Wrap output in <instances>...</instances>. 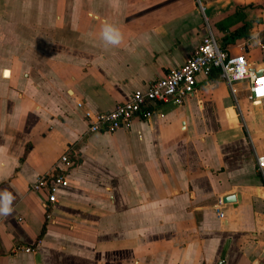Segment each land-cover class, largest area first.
<instances>
[{
  "label": "crops",
  "instance_id": "1",
  "mask_svg": "<svg viewBox=\"0 0 264 264\" xmlns=\"http://www.w3.org/2000/svg\"><path fill=\"white\" fill-rule=\"evenodd\" d=\"M94 1L122 44L94 32L70 95L49 82L10 89L25 99L10 98L1 129L0 190L15 200L0 216V264H264V98L249 100L247 81L200 74L183 103L154 106L114 133L88 134L84 118L184 63L205 24L264 73V0ZM68 147L77 162L47 220L44 194L29 186Z\"/></svg>",
  "mask_w": 264,
  "mask_h": 264
},
{
  "label": "rangeland",
  "instance_id": "2",
  "mask_svg": "<svg viewBox=\"0 0 264 264\" xmlns=\"http://www.w3.org/2000/svg\"><path fill=\"white\" fill-rule=\"evenodd\" d=\"M140 1L134 2L137 5ZM196 1L200 9L199 0ZM95 2L0 0V137L6 105L12 103L10 98L17 103L25 99L23 88L10 92L14 82L16 86H43L49 82L64 95L71 94L73 77L90 62L94 32H100L106 21L104 15L97 13L100 8L95 7ZM69 106L75 108L72 103ZM20 132L26 139L36 133L22 128Z\"/></svg>",
  "mask_w": 264,
  "mask_h": 264
},
{
  "label": "built area",
  "instance_id": "3",
  "mask_svg": "<svg viewBox=\"0 0 264 264\" xmlns=\"http://www.w3.org/2000/svg\"><path fill=\"white\" fill-rule=\"evenodd\" d=\"M218 69L221 78L229 83L247 81L249 84V100L252 102L264 98L259 90L264 87V73L253 70L243 54H231L220 47L208 24L201 28V38L188 59L178 67L152 80L145 88L135 89L126 101L116 104L112 109L96 112L86 111L84 118L87 133H114L126 128L134 119L149 117L151 108L165 104L179 105L194 94L197 77L209 75L212 69ZM81 105L80 102L77 103ZM68 147L57 159L56 165L40 174L29 186V190L44 194L43 207L45 218L52 219L50 209L58 202V193L68 185V173L75 166L76 153L71 154ZM256 165L264 178V155L256 156ZM218 210V208H216ZM221 216L220 213H218ZM16 250L30 251L29 247H16Z\"/></svg>",
  "mask_w": 264,
  "mask_h": 264
},
{
  "label": "clouds",
  "instance_id": "4",
  "mask_svg": "<svg viewBox=\"0 0 264 264\" xmlns=\"http://www.w3.org/2000/svg\"><path fill=\"white\" fill-rule=\"evenodd\" d=\"M99 38L105 44V46L117 47L122 44L124 40V34L119 27L105 21L103 22L100 29ZM253 39H255V36ZM257 43H259L258 40ZM14 200L15 197L11 192L7 191L6 189L0 190V216L7 217L12 215L14 211Z\"/></svg>",
  "mask_w": 264,
  "mask_h": 264
},
{
  "label": "water",
  "instance_id": "5",
  "mask_svg": "<svg viewBox=\"0 0 264 264\" xmlns=\"http://www.w3.org/2000/svg\"><path fill=\"white\" fill-rule=\"evenodd\" d=\"M6 71H7V69H4L3 74H5ZM260 73H261V71L258 72V74H260ZM234 199H235L234 196H226L223 198V202H225V203L232 202V201H234Z\"/></svg>",
  "mask_w": 264,
  "mask_h": 264
},
{
  "label": "trees",
  "instance_id": "6",
  "mask_svg": "<svg viewBox=\"0 0 264 264\" xmlns=\"http://www.w3.org/2000/svg\"><path fill=\"white\" fill-rule=\"evenodd\" d=\"M221 47V46H220ZM222 48V47H221ZM224 49V48H223ZM212 72H215L217 75L219 74V70L218 69H212L210 72H209V75L212 73ZM44 232H45V226H43V228H42V231H41V233H40V236L41 235H43L44 234Z\"/></svg>",
  "mask_w": 264,
  "mask_h": 264
},
{
  "label": "snow or ice",
  "instance_id": "7",
  "mask_svg": "<svg viewBox=\"0 0 264 264\" xmlns=\"http://www.w3.org/2000/svg\"><path fill=\"white\" fill-rule=\"evenodd\" d=\"M260 83H261L262 85H264V80H261ZM259 92H260L261 95H264V87H262V88L259 90Z\"/></svg>",
  "mask_w": 264,
  "mask_h": 264
}]
</instances>
